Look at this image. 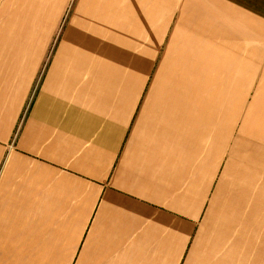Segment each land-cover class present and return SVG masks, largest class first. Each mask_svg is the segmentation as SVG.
Wrapping results in <instances>:
<instances>
[{"label": "crops", "instance_id": "obj_1", "mask_svg": "<svg viewBox=\"0 0 264 264\" xmlns=\"http://www.w3.org/2000/svg\"><path fill=\"white\" fill-rule=\"evenodd\" d=\"M0 264H264V0H0Z\"/></svg>", "mask_w": 264, "mask_h": 264}, {"label": "rangeland", "instance_id": "obj_2", "mask_svg": "<svg viewBox=\"0 0 264 264\" xmlns=\"http://www.w3.org/2000/svg\"><path fill=\"white\" fill-rule=\"evenodd\" d=\"M255 113V115H258V114H256V112H254Z\"/></svg>", "mask_w": 264, "mask_h": 264}]
</instances>
